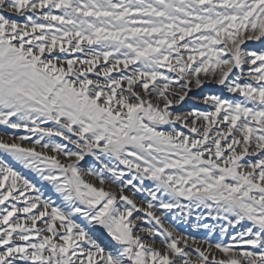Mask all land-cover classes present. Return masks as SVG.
Listing matches in <instances>:
<instances>
[{
  "label": "snow or ice",
  "instance_id": "snow-or-ice-1",
  "mask_svg": "<svg viewBox=\"0 0 264 264\" xmlns=\"http://www.w3.org/2000/svg\"><path fill=\"white\" fill-rule=\"evenodd\" d=\"M0 153V264H264V0H0Z\"/></svg>",
  "mask_w": 264,
  "mask_h": 264
},
{
  "label": "rangeland",
  "instance_id": "rangeland-1",
  "mask_svg": "<svg viewBox=\"0 0 264 264\" xmlns=\"http://www.w3.org/2000/svg\"><path fill=\"white\" fill-rule=\"evenodd\" d=\"M248 47H256V45H248ZM218 90V86L215 85H206L203 89L202 93H194V94H190V97L188 100H186L184 102V104L175 109L178 111H185L187 110L193 103L192 100V96L193 95H202L204 93L207 92H216ZM205 107V106H202ZM19 134H24L23 131H20ZM0 155H2V153H0ZM91 162V158L86 157V162H82L81 166L82 168H87L88 164ZM17 170H20L22 172V174H24L25 176H27L29 179H32L34 182H36L38 180V178L35 176L34 173L28 171V170H24L19 168V166H17ZM136 199L138 201L142 200L143 197L142 196H137ZM196 214L193 215V217L191 218L190 222L189 221H176V227H177V231L179 233H182L184 235H187L188 237H195L198 241L202 240L203 238H209L211 239L212 243H216V242H229V237H221L219 235L218 231L212 232V233H208L207 230L203 229V228H192L191 224L192 223H197L196 219H195ZM168 218H169V222H171L172 219V214L169 213L168 214ZM206 223H212L211 221H205ZM219 228V224H217V229Z\"/></svg>",
  "mask_w": 264,
  "mask_h": 264
}]
</instances>
